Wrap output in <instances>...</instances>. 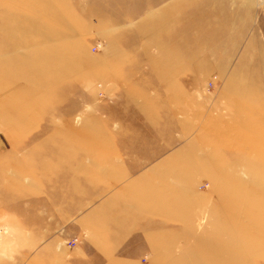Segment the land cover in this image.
Listing matches in <instances>:
<instances>
[{
  "label": "rangeland",
  "instance_id": "obj_1",
  "mask_svg": "<svg viewBox=\"0 0 264 264\" xmlns=\"http://www.w3.org/2000/svg\"><path fill=\"white\" fill-rule=\"evenodd\" d=\"M4 133L0 264H264V0H0Z\"/></svg>",
  "mask_w": 264,
  "mask_h": 264
},
{
  "label": "crops",
  "instance_id": "obj_2",
  "mask_svg": "<svg viewBox=\"0 0 264 264\" xmlns=\"http://www.w3.org/2000/svg\"><path fill=\"white\" fill-rule=\"evenodd\" d=\"M121 36L123 37V35H118V36H103V38L100 37V40H103L104 39L105 42H106V44H107V46L105 45L106 48H105V51H104L103 55L100 57V61H102L101 62V76L103 77V81L106 78V76L109 75V72H107V75L105 76V61H104V59H106V61H109L110 58L116 57V56H118V54H120L121 52L124 51V49L122 47L118 46V43H116V41H115L118 38H120ZM112 39H114V42H113ZM89 73L92 74L91 72H89ZM75 77L76 76H74V78ZM74 78H70V79H74ZM63 82H65V81H63ZM63 82H61V83H63ZM59 85H56L55 87H57ZM55 87L53 86L52 87V90L54 88V91H55ZM16 124L17 125H20L19 123H16ZM8 140L9 139H8V137H7V135L5 133L0 137V157L2 155H5L4 154L5 153L4 151L5 150H9V148H10V147L7 148V144L10 143V142H8ZM55 198H57V196ZM57 202L58 203H62L63 201L62 200H59Z\"/></svg>",
  "mask_w": 264,
  "mask_h": 264
}]
</instances>
